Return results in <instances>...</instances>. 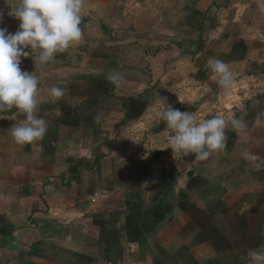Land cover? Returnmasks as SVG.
Masks as SVG:
<instances>
[{"label": "crops", "instance_id": "1", "mask_svg": "<svg viewBox=\"0 0 264 264\" xmlns=\"http://www.w3.org/2000/svg\"><path fill=\"white\" fill-rule=\"evenodd\" d=\"M255 3L264 9V0H84L78 45L48 64L22 58L39 78L36 114L48 131L18 145L9 131L25 117L0 113V264H249L248 251L264 248V70L239 24ZM9 11L0 0V27L15 33ZM210 57L255 82L238 94L250 99H215L225 94ZM53 86L65 89L55 103ZM159 97L246 127L229 124L207 161L174 156Z\"/></svg>", "mask_w": 264, "mask_h": 264}, {"label": "clouds", "instance_id": "2", "mask_svg": "<svg viewBox=\"0 0 264 264\" xmlns=\"http://www.w3.org/2000/svg\"><path fill=\"white\" fill-rule=\"evenodd\" d=\"M10 7L8 15L18 20L15 33L0 27V113L16 109L25 118L9 131L18 145H31L41 141L47 131L48 122L37 116L41 103L40 81L34 73L21 70L23 59L32 58L40 64L54 62L58 54L78 45L83 39L82 27L84 0H5ZM3 14L0 13V23ZM86 27V25H85ZM207 67L217 80L225 96H229L235 84V75L230 66L215 57L207 60ZM55 103L65 95V89L53 86L49 90ZM162 111L158 113L167 129L170 149L174 156L195 155V161H207L214 153L226 146V127L243 131L246 124L235 116L225 119L221 115L199 119L189 111L182 112L158 100ZM168 148V149H169ZM249 264H264V248L250 249Z\"/></svg>", "mask_w": 264, "mask_h": 264}, {"label": "rangeland", "instance_id": "3", "mask_svg": "<svg viewBox=\"0 0 264 264\" xmlns=\"http://www.w3.org/2000/svg\"><path fill=\"white\" fill-rule=\"evenodd\" d=\"M239 25L241 26V33H240L241 35H244V36H247L248 38L254 39V41H257V43H259V48H257L256 50H257V56H258L259 60L262 61L261 63H262L263 68H260V69L257 68V70L263 71L264 70V9H261V7H259L256 3L253 4L250 8H248L246 10V12H244L243 23H241ZM260 57H262V58H260ZM252 70H253V72L256 71V69H252ZM240 73H241V69L238 71L236 76H238ZM242 73H244V72L242 71ZM245 75L246 74H244L243 76L242 75L239 76V78H237V77L235 78V84H234L233 90L231 92L232 96L229 95L230 97L229 96L225 97L223 95H220V96H216L215 99L219 100V103H221V104H224L223 102H225L226 104H229V105L239 103L241 101V98L235 97V96H240V95H238V94H240V89L245 90V88H241V86H247V88H249L255 83L252 81L249 82L248 80L246 81L245 77H244ZM257 84H259V82H257ZM190 87L187 86L186 88H190ZM261 87L264 88V85ZM207 88H208V86H207ZM217 88L220 92H223V90L221 89L220 86ZM205 93L206 92L203 91V93H200L196 96H189L188 98H189L190 103H191V101L193 103H200L201 99L203 97H205V96H203ZM210 96L211 95L209 94V97ZM241 96L243 99H247L249 97V96H246L244 94ZM250 97H249V99H250ZM210 98H212V97H210ZM228 98L230 99L229 103H228V101H225V100H229ZM233 98H234V103H233ZM222 100H223V102H222ZM243 101H245V100H243ZM202 105H203V103H201L197 109V110H199L198 111L199 114L197 115V117L201 120L202 119H208L210 113H212V110L207 108V107H202ZM187 110H190V109H187ZM189 112L195 114L197 111L193 112L190 110Z\"/></svg>", "mask_w": 264, "mask_h": 264}]
</instances>
